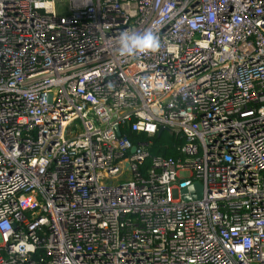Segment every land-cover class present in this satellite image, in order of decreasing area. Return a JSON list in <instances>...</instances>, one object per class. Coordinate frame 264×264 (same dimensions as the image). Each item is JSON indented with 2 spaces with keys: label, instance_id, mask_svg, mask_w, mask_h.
<instances>
[{
  "label": "built area",
  "instance_id": "2783aa9c",
  "mask_svg": "<svg viewBox=\"0 0 264 264\" xmlns=\"http://www.w3.org/2000/svg\"><path fill=\"white\" fill-rule=\"evenodd\" d=\"M0 264H264V0H0Z\"/></svg>",
  "mask_w": 264,
  "mask_h": 264
},
{
  "label": "trees",
  "instance_id": "16d2710c",
  "mask_svg": "<svg viewBox=\"0 0 264 264\" xmlns=\"http://www.w3.org/2000/svg\"><path fill=\"white\" fill-rule=\"evenodd\" d=\"M120 133L122 136L124 135L131 143L143 142L148 145L147 152L149 158L146 159L140 166V174L145 172V170L148 168L150 159L153 157L173 160L179 157L177 149L179 146H181L183 140L179 139L177 136L170 135L166 132H162L158 136L155 134L151 137H147L144 134L130 133L127 130H123Z\"/></svg>",
  "mask_w": 264,
  "mask_h": 264
},
{
  "label": "clouds",
  "instance_id": "9594fccd",
  "mask_svg": "<svg viewBox=\"0 0 264 264\" xmlns=\"http://www.w3.org/2000/svg\"><path fill=\"white\" fill-rule=\"evenodd\" d=\"M118 44L119 54L126 57H136L149 52L155 53L160 48L159 38L151 31H144L143 33L122 32Z\"/></svg>",
  "mask_w": 264,
  "mask_h": 264
},
{
  "label": "water",
  "instance_id": "95a60500",
  "mask_svg": "<svg viewBox=\"0 0 264 264\" xmlns=\"http://www.w3.org/2000/svg\"><path fill=\"white\" fill-rule=\"evenodd\" d=\"M114 132H115L116 136L119 135V132H118V129H117V128L114 129ZM162 132H166V133L170 134L169 131H168L165 127H161V128L158 129L156 135L158 136V135H160ZM133 151H134V148H131V152H133ZM188 192H189L190 194H195V196H193V197L191 198L192 200L199 199L200 194H201L200 185L197 184V183H194L193 185H191V186L189 187V191H188ZM187 200H188V198H186V197H183V198H182V201H184V202H186Z\"/></svg>",
  "mask_w": 264,
  "mask_h": 264
}]
</instances>
